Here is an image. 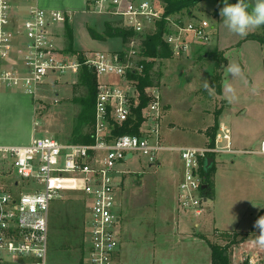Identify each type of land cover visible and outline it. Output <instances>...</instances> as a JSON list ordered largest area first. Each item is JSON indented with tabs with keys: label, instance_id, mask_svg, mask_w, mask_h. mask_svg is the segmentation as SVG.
<instances>
[{
	"label": "built area",
	"instance_id": "2783aa9c",
	"mask_svg": "<svg viewBox=\"0 0 264 264\" xmlns=\"http://www.w3.org/2000/svg\"><path fill=\"white\" fill-rule=\"evenodd\" d=\"M25 1L27 16L19 19L14 0H0V91L19 89L33 101L46 100L47 81L52 80L53 86L68 76L78 79L81 68L89 67L98 79L95 142L81 145L43 137L26 146H0V264H51V206L73 196L83 201L86 210L84 264H115L121 235L119 166L135 157L154 165L161 153L178 152L182 163L177 184L179 210L202 216L207 199L201 160L210 153L234 152L228 127L220 126L213 148L165 147L161 142L164 107L158 87H152L140 134L112 138L111 131L114 124L125 123L138 105L136 82L128 74L143 72V65H137L143 60L141 46L156 23L166 21L169 32L164 40L178 55L188 53L195 44L210 43L214 37L211 24L194 16L187 21L181 15L165 18L158 0H87L88 13L115 18L136 35L123 50L124 57L107 51L80 55L67 53L57 44L55 31L70 21L68 13L44 11L37 0ZM112 77L119 81L100 80ZM256 153L264 156V141ZM254 241H241L228 252L230 263L264 264V248Z\"/></svg>",
	"mask_w": 264,
	"mask_h": 264
},
{
	"label": "rangeland",
	"instance_id": "374dc122",
	"mask_svg": "<svg viewBox=\"0 0 264 264\" xmlns=\"http://www.w3.org/2000/svg\"><path fill=\"white\" fill-rule=\"evenodd\" d=\"M64 1L63 3V0H55L58 9L70 12L75 20L80 19L76 22V27L80 30L77 36L78 45L86 50L105 51L103 45L93 40L86 30L90 24L89 19L96 15L90 13L92 17L84 18V9L80 1L76 3L73 0ZM228 2L234 4L236 1ZM222 6L223 0L204 1L193 11V16L202 21L206 20L211 26H215L216 32L220 31L222 18L219 10ZM40 7L44 10L46 8L43 5ZM181 16L185 21L191 18L187 13ZM99 17L101 23L96 30L103 32L105 30L103 19L107 17ZM222 32L226 41L235 44L233 49L226 53L220 52L213 41L201 46L195 44L186 54H173L170 59L158 60L153 72L158 87L156 90L161 94L164 107L163 137L167 142L173 141V146L207 148L209 145L207 132L215 127L221 109L225 110L224 120L219 119V122L226 124L231 138L236 141L234 152L216 154L211 185L208 194H204L207 199L204 203L205 211L200 217L185 212L184 219L193 228L199 224L200 228L196 231H203V224L209 223L207 232L210 233L207 234L204 244L207 251L210 244H218L227 246L228 252L232 253L241 241L256 239L259 229L254 228V222L264 216V156L256 153L258 143L264 140V26L249 31L248 36L243 37L230 33L224 26ZM59 45L64 46L62 43ZM222 59H225V62ZM229 62L240 66L241 74L238 77L232 78L225 72V66ZM203 80L214 86L213 95L204 90ZM75 82H77L75 76L65 77L59 84L53 86L52 80L47 81L50 83V91L46 94L48 99L34 101L36 103L34 138L53 137L63 142L69 141L73 119L78 113L77 106L72 103V98L76 95ZM226 85H230L231 90ZM221 90L225 95L223 98L230 99L231 105L220 97ZM2 93L14 96L17 103L0 99V144L16 146L22 141L32 139L34 103L31 96L19 89L4 90ZM54 99L58 102L54 103L52 101ZM163 158L165 159L162 160L161 166L150 167L147 159L135 157L120 167L123 173L120 176L124 177L122 185L120 177L117 180L121 185L119 202L120 211L123 213L124 234L126 232L128 234L132 232L134 236L139 234L141 230L139 214L155 208L161 191L159 180L165 179L169 185L171 184L174 162L168 154ZM51 209L49 226L51 264H78L79 261L67 259L66 255L69 253L79 257L78 259L85 256L79 247L83 241V217L86 211L83 201L73 196L64 201L53 202ZM151 225L148 222L147 230H152ZM163 232L164 236L160 235L155 244L156 247L160 246L165 250L164 259L159 264H175L168 262L167 252L170 249L168 245L172 241L164 239L167 233ZM128 234L125 235L126 241ZM150 240L153 239L150 237ZM137 241L136 238L134 240L136 244L127 248L125 264H152L151 255L141 246L143 244L139 245ZM187 257L183 264H209V258L204 262L199 261L196 253ZM236 257L239 259L238 255Z\"/></svg>",
	"mask_w": 264,
	"mask_h": 264
},
{
	"label": "crops",
	"instance_id": "0c3cea01",
	"mask_svg": "<svg viewBox=\"0 0 264 264\" xmlns=\"http://www.w3.org/2000/svg\"><path fill=\"white\" fill-rule=\"evenodd\" d=\"M73 1H74V3L80 1V4L84 9V12H83L84 18L86 16L92 17V15L90 16L89 15L90 13H88L86 10L87 9V0H77V1L73 0ZM37 2L40 6H42V5L45 6L46 7L45 10L60 11L57 7V4L55 3V0H37ZM64 2L65 1L63 0V3ZM28 5H29L28 2L25 0H14V6L16 7V10H17L16 15L19 19H23L24 17L27 16L26 10H27ZM63 12L68 13L70 15V21H68V22L73 27V32L75 34L74 35L75 48L78 49V51L81 50V52H84V51L89 52V51L97 50V49H91V50L82 49L78 45L77 36L79 35L78 34L79 28L76 27V22L80 19L75 20V18L71 16L70 12H67V11H63ZM218 18H219V16H218ZM103 20L105 21V18ZM89 22H90V24H89V26L87 25L86 30L88 31L89 27H92L96 30L97 27H100L99 23H101V19H100L99 15L98 16L96 15V17L93 16L92 18H90ZM65 25H64V27H62V28L60 27V28L56 29V31H55V37L57 39V44H58L59 48H63V49L66 48L65 38L63 36ZM213 27H214V31H215L216 30L215 26H213ZM222 30H223V25L220 26V31L214 32V37H213L212 41H213L215 47H217L220 52L226 53L227 51H229V49H231V48L233 49V47H235V44H231L230 42L226 41V38L224 37ZM96 32L102 33L98 29L96 30ZM247 36H248V34H247ZM247 36L245 37V40H246ZM114 39H110V40L108 39L109 42L108 41H105V42H99L98 41V42L101 45H103L105 51H108V52L111 51L113 53L119 52L123 49L122 48V42L120 39H115V40ZM215 39H216V42H215ZM117 40H119V41H117ZM250 42H252V41H250ZM61 43L64 44V46L60 47L59 44H61ZM98 51H101V50H98ZM100 80L103 82L112 81V83L119 81L117 78H113V77L112 78H101ZM77 82H78V79H77ZM77 82H75L74 84H77ZM130 86L133 87L132 89H134V85H130ZM222 89H223V87H222ZM7 91H9V90H7ZM2 92H4V91H2ZM2 92H0V99L1 100L6 101V102H13V103L16 102L17 103V99L14 96L6 95ZM224 96L225 95L223 94V91L221 90L220 97L223 100L228 101L229 105H231V100L227 99V98H223ZM33 103H34V101H33ZM35 104L36 103L33 104L34 105L33 106V120H32L33 123H32V131H31L32 132L31 133L32 139H29L26 142L22 141L19 145H16V146H26V145L30 144L33 139H35L34 135H33V133L35 131V120H36L35 119V115H36ZM224 112H225V110L221 109V111L218 113V116H217L218 117L217 118L218 123H220L219 119L224 120V117H225ZM221 125L226 126L225 123H222V124L220 123L219 126H221ZM161 131H162L161 142H163L162 144L167 148H173V149H178L180 147L181 148H187V147L197 148V147H192V146H181V145H180V147H175L172 145V143H174V142L170 141V140L168 141V142H170L168 145V144H166V143H168L167 140H165V137H163L162 124H161ZM206 137L208 139V136H206ZM231 139H232V147H235L236 141L233 138H231ZM165 141H166V143H165ZM262 141H264V140H262ZM261 142L258 143L259 145H258L257 149H259ZM208 143H209V140H208ZM0 146H15V144L14 145L0 144ZM166 153L169 155V158L174 162V164H173V170L174 171H173V174H172L171 179H170L171 184L169 185L165 181V179L159 180V182L161 183V185H160L161 191L159 192V196L157 199L156 206H155V208H150L148 210L143 211V213L139 214L140 218H138V220H139V223L141 226V230L139 231V234L137 236H134L132 234V232H129V234L127 232L124 234V232H123V230H124L123 229V223H124L123 222V213H121L122 211H120V202L119 201L121 198L120 197V191H121V185H122V181H123L124 177L122 178L120 176L121 174H123L122 172H120L121 174L119 175V177L121 179V185L118 182V180H117V182H118V204H119V212H120V214H119V218H120V225L119 226H120V228L119 229H120L121 235H120L119 248H118L116 255H115V258H114L115 264H123V263L125 264L127 248L131 245L136 244V242H134V240L136 238L138 239L137 244L141 245V243H142L143 245H141V246L144 249H146L147 252L151 255L152 264H154L155 262H156V264H159L160 261L162 259H164L163 257L165 256V254H164L165 250L162 249L160 246H159L160 248L156 247L155 244L158 241L160 235L164 236L163 231H165L167 233L165 235L164 239L168 240L169 242L172 241V243H170L171 246L168 245V247L170 248L169 249L170 252L169 251L167 252L168 253L167 254L168 260H169L168 262L175 263V264H180V263L183 264L186 261V259L188 258L187 257L188 255H191L192 253H196L199 261L204 262L205 260H208V258H209V264H212L211 251H210L211 248L210 249L208 248L209 250L207 251V248L204 245L205 244V238H206L207 234L210 233V232H207L208 231L207 227L209 226V223L205 222L203 224V228H202L203 231H196V229L200 228V225L196 224L195 228H193V226H190L188 224L187 220L184 219V214H186V213L180 211L179 207H178L177 191L176 190H177V184H178V181L180 178V171H181V167H182V163L180 160L179 153L178 152H163L160 155L158 163H156L154 165H150V167H154L156 165L161 166L162 160L165 159V158H163V156L167 155ZM208 159L209 158H207V161H208ZM125 163H127V162H124V164ZM213 163L214 164L216 163V158L214 159ZM122 165L119 166V171H120V167ZM119 177H117V179H119ZM164 190L165 191L168 190V192H164ZM204 211H205V208H204ZM148 222H149V224H152L151 225L152 230H149V229L147 230L146 227H147ZM216 230H219V229H216ZM221 231H227V230H221ZM126 234H128L127 235V239H128L127 241L125 240ZM148 234H149V236H148ZM150 237H151V239H153L152 241L150 240ZM207 239H208V237H207ZM196 247H198V248H196ZM190 251L192 253H190ZM200 253H202V254H200ZM179 259H180V261H178Z\"/></svg>",
	"mask_w": 264,
	"mask_h": 264
},
{
	"label": "trees",
	"instance_id": "16d2710c",
	"mask_svg": "<svg viewBox=\"0 0 264 264\" xmlns=\"http://www.w3.org/2000/svg\"><path fill=\"white\" fill-rule=\"evenodd\" d=\"M162 4L164 17L189 14L193 16V11L198 5L207 0H158ZM237 2V1H236ZM235 2V3H236ZM105 30L102 33L96 32L92 27L88 28L90 37L99 42H105L109 39H120L122 42V50L119 51L122 57L125 56L124 49L130 43L131 38L136 34L126 29L121 25V22L115 18L107 17L104 21ZM168 27L165 20L157 22L153 32L148 34V37L142 43L140 57L137 65H143L142 73H129L130 80L136 82V88L139 94L138 105L132 108V116L123 124H114L112 127V138L121 137L124 135H139L140 128L143 123V110L148 106L151 97L148 94V89L157 87L155 83V74L153 72L158 60H166L173 57L171 47L165 42L164 36L168 33ZM73 27L69 22L66 23L63 36L65 38V52L82 55L83 52L75 48ZM261 40V39H260ZM258 40V41H260ZM261 42V41H260ZM82 59V58H81ZM224 60V61H223ZM225 62V59H222ZM75 94L72 98V103L78 108V113L73 119V127L69 142L81 145H90L95 142L94 138V123H95V106L98 95V79L96 74L87 66H83L80 70L78 82L74 85ZM219 123L216 120L215 127L207 132L209 137V148L215 146V140L219 132ZM216 154L210 153L207 158L215 159ZM207 158L201 160V175L204 178V184L208 186L203 190V194H208V189L211 185V175L214 173L213 163L207 169ZM84 244L79 246L82 249L84 256ZM212 264H231L228 256V247L218 244H210ZM67 259L79 261L78 264H84V257L78 259L77 256H72L67 253Z\"/></svg>",
	"mask_w": 264,
	"mask_h": 264
},
{
	"label": "clouds",
	"instance_id": "9594fccd",
	"mask_svg": "<svg viewBox=\"0 0 264 264\" xmlns=\"http://www.w3.org/2000/svg\"><path fill=\"white\" fill-rule=\"evenodd\" d=\"M219 15L222 18V25L230 33L243 37L249 31L264 26V0H254V3H250L249 0H237L234 4L223 0ZM224 70L232 78L241 74L240 66L232 62H229ZM202 87L209 95L215 92L214 86L210 85L207 80L202 81ZM226 87L231 90L230 85ZM253 226L259 229V235L256 236L254 242L257 246L264 248V216L259 217Z\"/></svg>",
	"mask_w": 264,
	"mask_h": 264
},
{
	"label": "water",
	"instance_id": "95a60500",
	"mask_svg": "<svg viewBox=\"0 0 264 264\" xmlns=\"http://www.w3.org/2000/svg\"><path fill=\"white\" fill-rule=\"evenodd\" d=\"M233 1H237V0H233ZM250 3H254V0H249ZM214 162V159L213 158H209L208 161H207V169L211 166V164ZM208 186L207 185H204L202 187L203 190L207 189Z\"/></svg>",
	"mask_w": 264,
	"mask_h": 264
}]
</instances>
